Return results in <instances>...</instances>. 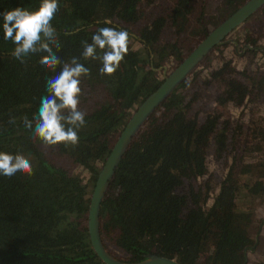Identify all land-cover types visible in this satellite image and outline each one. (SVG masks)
I'll return each mask as SVG.
<instances>
[{
  "label": "trees",
  "instance_id": "1",
  "mask_svg": "<svg viewBox=\"0 0 264 264\" xmlns=\"http://www.w3.org/2000/svg\"><path fill=\"white\" fill-rule=\"evenodd\" d=\"M245 1L222 0L216 6L214 0H58L53 27L61 48L53 50L62 61L78 57L90 69L81 78L79 108L86 113V124L78 130L75 146H47L25 128L24 117L31 120L38 113L40 98L47 94L46 80L55 73L39 63L45 53L27 57L25 63L11 55L15 45L4 39L0 16V151L23 154L33 167L32 175H0V264H105L91 245L87 227L100 168L134 109L163 82L157 68L176 66ZM40 2L0 0V13L17 6L35 10ZM250 19L261 20L259 11ZM250 22L243 25L247 38L253 30ZM105 26L126 29L141 43L137 50L131 40L128 54L110 76L99 72L100 60L82 57L81 42L91 43L92 35ZM74 29L78 31L65 35ZM227 48L217 46L202 69L213 53L223 54ZM259 52L264 54L248 51L254 56ZM234 62L228 56L208 72L198 67L131 143L100 213L102 240L119 259L136 262L159 254L182 264H250L247 252L257 246L250 230L253 203L264 194V149L248 145L239 152L240 141L231 134L238 122L228 113L232 106L261 103L264 71L239 69ZM250 109L255 113V107ZM12 118L15 123L9 122ZM258 121L256 135L264 133V117ZM210 151L217 159L232 158L212 202L216 183L207 165ZM52 154L87 168L94 178L91 186L57 164L61 162ZM253 264H264V259Z\"/></svg>",
  "mask_w": 264,
  "mask_h": 264
},
{
  "label": "clouds",
  "instance_id": "2",
  "mask_svg": "<svg viewBox=\"0 0 264 264\" xmlns=\"http://www.w3.org/2000/svg\"><path fill=\"white\" fill-rule=\"evenodd\" d=\"M59 9L58 0H41L35 10L17 6L0 13V16L3 17L4 39L11 40L15 45L11 55L25 63V58L45 53L39 63L55 73L46 80L47 94L40 98L38 113L31 120L24 117L25 128L33 131L34 139L38 138L47 146H75L79 143L78 130L86 124V113L79 108L83 94L81 78L88 77L90 69L78 57L62 61L53 50V46L57 50L61 48L58 33L53 27ZM103 23L112 24L110 20H104ZM75 31L78 29L72 33L66 32L65 35ZM131 40L126 29L100 27L92 35L91 43L81 42L82 57L86 60H100L102 67L99 72L110 76L119 69L128 54ZM58 66L60 71L56 72ZM9 122L15 123V118ZM18 173L32 175L31 161L20 153L0 151V175L12 178Z\"/></svg>",
  "mask_w": 264,
  "mask_h": 264
},
{
  "label": "water",
  "instance_id": "3",
  "mask_svg": "<svg viewBox=\"0 0 264 264\" xmlns=\"http://www.w3.org/2000/svg\"><path fill=\"white\" fill-rule=\"evenodd\" d=\"M263 6L264 0H246L231 15L211 28L208 34L171 71L168 72L166 66L157 68V70H163V82L130 115L100 168L91 195L87 215L89 239L95 253L105 264H182L176 258L159 254H148L144 259L136 262L124 261L113 255L101 236L102 203L123 157L149 117L217 46L227 43V37ZM246 251L247 249H245Z\"/></svg>",
  "mask_w": 264,
  "mask_h": 264
},
{
  "label": "rangeland",
  "instance_id": "4",
  "mask_svg": "<svg viewBox=\"0 0 264 264\" xmlns=\"http://www.w3.org/2000/svg\"><path fill=\"white\" fill-rule=\"evenodd\" d=\"M214 2L217 6L222 3V0H214ZM259 14L261 20L256 22H250V24H253V30L251 31L256 34H250V36L256 37L258 39L257 44L264 46V10L259 11ZM243 25L244 24H242L232 32V39L238 37L242 39L243 35H246V32L244 31L245 26L243 27ZM132 43L135 49H141V43L139 41L132 40ZM191 45L193 44L191 43ZM228 56H231L235 60L234 64L239 69L248 68L251 70L260 69L264 71L263 53L259 52L256 56H254L249 54L247 50L243 51L241 46L237 49L233 43L230 44V46L227 48V51H225L223 54L218 52L213 53L206 63V69H202L203 65L199 66V69L208 72L219 64V60H225L228 58ZM164 66L168 68V72L175 67V65L170 67L169 65ZM145 69V66L142 67V71H145ZM158 71H161V69H159ZM161 73V75H163V70L161 71ZM213 95V93L210 95L208 103H212L211 100L214 99ZM90 105H92V102H90ZM251 107H255V113L250 112ZM229 108V117L231 118V120L233 119L232 121H234V123L238 122L237 124H233V127L231 128V134L237 135L238 140L240 141V143H238V151H243L248 145H251L252 147L256 146L257 148L259 147V149H264V133H258L257 135L254 134V129L257 126L256 123L260 124V121L258 120L260 119V117H264V99H262L261 103L258 104H255L254 102H248L242 106H232ZM252 115H255L254 119L251 117ZM262 125H264V123H262ZM235 126H241V129L239 127V130L237 131ZM261 129L263 130L264 128ZM51 157L56 161L61 162L57 164L64 165L65 167L70 168L73 173L79 174L83 181L91 186L92 182L94 181V178L87 168L82 167L81 165L73 162L72 159L67 157H63L56 154H52ZM231 159L232 158L227 159V161L225 160L227 162L225 163L224 160L217 159L212 151H210L208 154L207 165L209 171L215 174L214 182L216 183L214 189L211 191L210 202L213 201L219 191V187L217 185H219L220 181L225 176L228 166L231 164ZM257 185L259 187H263L260 183H258ZM253 192L257 194L259 193L257 192V188H254ZM253 207L255 219L254 223L251 224L252 226L250 230L251 233L256 234L257 246H254L256 247L255 250H250L247 252V259L250 264L257 263L264 259V194H262L261 196H256L255 201L253 203ZM114 253L118 256H123V254L118 252L117 250H115Z\"/></svg>",
  "mask_w": 264,
  "mask_h": 264
},
{
  "label": "flooded vegetation",
  "instance_id": "5",
  "mask_svg": "<svg viewBox=\"0 0 264 264\" xmlns=\"http://www.w3.org/2000/svg\"><path fill=\"white\" fill-rule=\"evenodd\" d=\"M260 11V10H259ZM256 14V13H255ZM254 14V15H255ZM253 16V15H252ZM251 16V17H252ZM250 17V18H251ZM248 19L247 21H249L250 22V20L251 19ZM253 19V18H252ZM246 21V22H247ZM252 21V20H251ZM245 22V23H246ZM244 24V23H243ZM250 34H254V35H256L255 33H253L252 31H251V33ZM246 35H243V37H242V39L241 38H235V39H232L231 38V35H229L228 37H227V43H225V44H228V47L230 46V44L231 43H233L234 44V46H236V48L238 49L240 46L242 47V49H243V51H245V50H247V52L249 51V50H259V51H262V52H264V46H262V45H259V44H257V42L258 41H255L254 42V38H256V37H254V36H250V37H246ZM257 39V38H256ZM236 41H237V43H236ZM223 45V44H222ZM252 47V48H251ZM198 68V67H197ZM191 75V74H190ZM189 77V76H188Z\"/></svg>",
  "mask_w": 264,
  "mask_h": 264
}]
</instances>
